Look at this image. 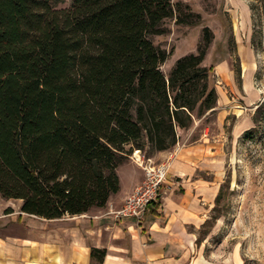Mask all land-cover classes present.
<instances>
[{
    "label": "trees",
    "instance_id": "1",
    "mask_svg": "<svg viewBox=\"0 0 264 264\" xmlns=\"http://www.w3.org/2000/svg\"><path fill=\"white\" fill-rule=\"evenodd\" d=\"M171 0H0V196L46 219L103 207L134 149L165 151L213 113L204 44L176 59L150 36L184 22ZM188 9V7H186ZM185 15V14H184ZM186 15H191L187 13ZM105 249L90 250L102 262Z\"/></svg>",
    "mask_w": 264,
    "mask_h": 264
},
{
    "label": "rangeland",
    "instance_id": "2",
    "mask_svg": "<svg viewBox=\"0 0 264 264\" xmlns=\"http://www.w3.org/2000/svg\"><path fill=\"white\" fill-rule=\"evenodd\" d=\"M171 1L174 7L182 3L185 20L175 24V18L165 19V33L150 36L155 46L169 52L160 69L167 75L176 59L196 53L204 44L207 27L210 34L202 64L209 69L208 81L215 87L217 103L213 113L194 117L190 128L179 130L176 144L165 154L147 148L141 152L159 163L173 152L197 145L199 155L214 169L217 183L198 231L200 251L216 263L264 264V0ZM72 3L50 0L56 10ZM220 102L226 106L224 117L218 114ZM121 165L142 171L133 151ZM20 204L18 199L0 196L4 213L19 209ZM40 221L17 216L2 220L0 227L21 236Z\"/></svg>",
    "mask_w": 264,
    "mask_h": 264
},
{
    "label": "crops",
    "instance_id": "3",
    "mask_svg": "<svg viewBox=\"0 0 264 264\" xmlns=\"http://www.w3.org/2000/svg\"><path fill=\"white\" fill-rule=\"evenodd\" d=\"M223 107L220 102V117L227 114ZM171 154L172 189L151 203L139 222L106 214L110 206H121L143 176L140 169L121 164L118 191L103 207H91L86 213L46 219L21 212L20 206L4 213L5 206L0 205V224L17 216L42 220L21 236L0 227V264H227L207 259L198 240L217 192L214 169L199 155L197 145ZM201 172L213 175L204 177ZM92 247L105 249L102 262L91 259Z\"/></svg>",
    "mask_w": 264,
    "mask_h": 264
},
{
    "label": "built area",
    "instance_id": "4",
    "mask_svg": "<svg viewBox=\"0 0 264 264\" xmlns=\"http://www.w3.org/2000/svg\"><path fill=\"white\" fill-rule=\"evenodd\" d=\"M133 158L142 169V179L125 197L120 207L110 206L106 214L115 218L129 217L139 222L151 203L157 201L162 193L172 189L174 181L169 174L172 155L164 161L153 163L140 149H134Z\"/></svg>",
    "mask_w": 264,
    "mask_h": 264
}]
</instances>
